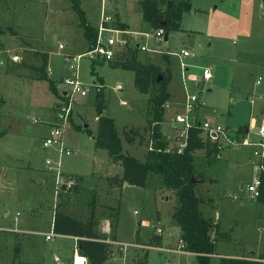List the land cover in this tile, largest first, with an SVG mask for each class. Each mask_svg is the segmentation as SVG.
I'll return each mask as SVG.
<instances>
[{
  "label": "rangeland",
  "instance_id": "rangeland-1",
  "mask_svg": "<svg viewBox=\"0 0 264 264\" xmlns=\"http://www.w3.org/2000/svg\"><path fill=\"white\" fill-rule=\"evenodd\" d=\"M78 1L90 25L98 24L103 1L114 22L119 21L118 16L134 29L142 28L139 0ZM79 23L70 0H0V264H73L74 260L75 264H86V259L76 254L74 238L56 236L45 241V235L52 232L58 204L65 213L83 221L88 220L94 208L103 233L104 224L109 225L108 217L114 214L109 209L118 207L120 242L111 243L107 264H138L145 260L146 253V264H194L195 255L182 251L180 230L172 220L176 191L165 188L158 175L151 176L146 190L111 184V178L122 177L121 164L113 162L105 150L96 148L93 137L98 126L95 95L103 87L101 116L115 120L123 150L141 162L154 161L160 153L153 151L155 155L149 156L153 147L148 120L152 118V100L159 83L141 93L133 72L102 64L105 67L96 66V74L92 75L90 63L81 60V81L90 84L91 89L85 97L75 98L63 137L71 155L61 159L64 177L74 179L73 187L77 189L55 193L53 180L43 181L46 161L58 159L56 147L45 148L43 142L49 128L58 124L61 100L51 93L47 82L37 79L38 68L46 59L48 77L58 79L57 87L64 91L60 78L70 74L62 54L87 51ZM180 23V31L170 32L161 48L189 53L184 60L193 69L183 80L175 58L137 54L140 63L160 68L161 81L163 75H171L170 99L164 105L161 126L168 148L165 152L171 156L178 154L177 133L181 126L173 120L183 111L184 92L204 102L193 115L197 120L236 128H243L252 119L264 121V99H257L253 105L247 99L252 93L256 97L264 93L262 0H193V8L182 15ZM144 29L153 30L146 25L141 30ZM58 44L65 50L60 51ZM14 55L19 60L13 63L10 58ZM201 67L211 70L210 82L194 77ZM97 77L102 78V86ZM259 78L262 82L257 86ZM129 129L137 131L133 144L125 140L124 133ZM239 151L242 150L231 152ZM194 157L195 174L205 178L196 187L197 195L203 199L200 208L209 211L213 220L218 218L217 254L213 256L221 258L225 252L257 259L264 249V205L245 198L247 186L256 177L251 162L247 158L240 167L227 165L223 156L215 158L206 148L194 152ZM78 177L83 180L77 181ZM211 180L214 184H210ZM194 182L198 183V179ZM5 211L9 216H4ZM158 229L163 230L160 236ZM158 236L159 246L155 244Z\"/></svg>",
  "mask_w": 264,
  "mask_h": 264
},
{
  "label": "trees",
  "instance_id": "trees-1",
  "mask_svg": "<svg viewBox=\"0 0 264 264\" xmlns=\"http://www.w3.org/2000/svg\"><path fill=\"white\" fill-rule=\"evenodd\" d=\"M70 1L72 2V7L79 15V26L84 31L88 48L94 47L97 30L86 22L79 1ZM191 1L171 0L158 4L152 0H142L140 3L142 20L148 23L152 29L163 28L167 34L179 32L182 15L192 9ZM115 25L118 28L127 29V26L120 21H116ZM1 32L3 31L0 28ZM138 53L141 54L137 48H129L118 54L113 61H109L107 64L114 68L133 72L135 86L141 93H145L151 85L159 83L157 94L152 100V118L148 120V123L153 147L149 156L153 157L155 155L153 151H158L160 154L157 155L154 161L141 162L135 156L123 150V140L118 134L115 120L111 117L101 116L104 105L101 94L103 87L98 88L95 98L97 100L96 118H98V126L93 136L95 146L105 150L113 162L121 164L123 173L122 177L111 178L110 183L119 187H123L124 183H127L129 186H136L146 190L150 186L151 176L158 175L162 178V184L165 188L176 191L177 206L172 215V220L180 230L183 251H188L195 255L194 264H263L264 249L257 259L246 257L216 258L213 256L217 254V224L214 223L213 217L203 213L202 208H200L203 204V199L197 195L196 187L198 186L197 184H202L205 178L204 175L195 174L194 152L206 148V152L209 155H215V158L219 157L220 154L216 152L214 146L203 141L197 128L189 129L187 146L181 154L178 153L171 156L165 152L167 143L161 134V124L164 121V105L170 99L168 86L171 82V75L169 73L163 75V80L159 82L160 68L137 61ZM92 63V75L96 74V66L106 64L105 62ZM47 67V60L45 59L38 68L39 75L37 79L47 82L51 93L55 97L62 99L63 91L61 92L58 89L57 79L51 80L48 77ZM97 80L102 86L101 77H97ZM240 129L244 130L243 128ZM85 132L88 135H92L91 131L87 129H85ZM136 135L137 131L129 129L128 132L124 133L126 142L133 144ZM195 178L198 179V183L194 182ZM259 179V196L252 199L264 205V172L260 173ZM82 180V177L77 178V181ZM76 189L77 186H74L72 191H76ZM62 208L61 204H58L55 208L52 231L58 235L77 238L76 249H78V254L84 257L88 264H107L110 259L111 243L116 241L117 236L118 207L109 209L114 211L113 217L111 219L108 217L107 219L109 221V234L99 230L94 208H92L87 221L68 215ZM213 232L217 234L216 237L212 236ZM160 242L161 238L158 236L155 244L159 246ZM144 257L145 260L138 264L147 263L148 254L146 253Z\"/></svg>",
  "mask_w": 264,
  "mask_h": 264
},
{
  "label": "built area",
  "instance_id": "built-area-1",
  "mask_svg": "<svg viewBox=\"0 0 264 264\" xmlns=\"http://www.w3.org/2000/svg\"><path fill=\"white\" fill-rule=\"evenodd\" d=\"M158 4L161 2H167L171 0H152ZM113 17L107 14L106 9L102 6L101 16L98 23L97 34L94 42V47L88 48L83 54L67 55L62 54L63 62L67 65L70 76L62 78L64 91L62 93L61 105L58 107V124L49 128L48 135L43 142V147L57 149L58 159L54 162L47 160L45 164L46 172L52 175L53 187L55 193L65 192L73 187L75 180L68 177H64L61 172L62 157H70L71 152L66 148L64 140V130L68 126L69 117L73 110V104L77 95L85 97L91 87L80 79V66L81 60L86 59L88 62H107L113 61L118 54L129 49L137 48L141 53H157L166 54L175 58L180 63L181 77H184L189 72L190 66L185 63V58L189 56L186 50L179 52H172L169 48L162 49V43H167L165 40L166 32L162 29H153L151 32H132L128 29H121L115 25ZM141 39L142 43L139 41ZM59 45V50H65V46ZM11 61L17 62L19 60L18 55H14ZM1 60V59H0ZM197 79L202 78L204 82H210L213 79L212 72L207 67H201L199 74L194 75ZM262 78L256 81L257 85H260ZM117 90L121 91L122 87L117 86ZM260 96L257 99H264V93L258 94ZM256 101V98L249 99L251 105ZM204 106V102L200 101L195 95H187L185 92V103L183 111L180 114L175 115L173 122L176 125L181 126L178 129V149L177 153L181 154L187 146L188 131L192 128H197L201 134L204 142H207L215 147L216 152L219 154L227 149H250L253 159V167L257 173V177L247 186L248 193L251 198H257L259 196V175L264 172V123H256L244 128H234L222 124H216L210 120L202 119L196 120L193 116L198 112V109ZM38 120H35L37 122ZM258 124V125H257ZM165 149V151H167ZM52 231V230H51ZM157 234L160 236L163 234L162 229L157 230ZM56 234L52 231L45 235V240H52ZM182 246V244H181ZM183 249V247H182ZM183 251V250H182ZM184 252V251H183ZM86 261V260H85ZM75 264V260L74 263Z\"/></svg>",
  "mask_w": 264,
  "mask_h": 264
},
{
  "label": "crops",
  "instance_id": "crops-1",
  "mask_svg": "<svg viewBox=\"0 0 264 264\" xmlns=\"http://www.w3.org/2000/svg\"><path fill=\"white\" fill-rule=\"evenodd\" d=\"M102 1V0H101ZM103 2V1H102ZM102 2H101V5H100V7H101V10H102V6H104L103 4H102ZM142 2V0H139V7L141 8V6H140V3ZM262 2L264 3V0H262ZM80 4V3H79ZM191 4H192V8H193V0L191 1ZM106 9V8H105ZM82 10H83V12H84V16H85V20L86 21H88L87 20V13L85 12V10L82 8ZM116 18L122 23V24H124V25H126L127 26V29L128 30H130V31H132V32H144L146 29H144V30H141V29H143V25H146L147 27H149L150 25L148 24V23H146L145 21H143L142 20V8H141V24H142V28L141 29H134L132 26H130V25H128L127 24V22L125 21H122L121 20V18H119L118 16H116ZM115 22H116V20H115ZM89 23V22H88ZM98 23H99V21H98ZM90 25V24H89ZM65 26V25H64ZM92 27H94L96 30H97V28H98V24H96V25H91ZM67 26H65V28H66ZM66 30H69V29H66ZM83 36H84V31H83ZM84 38H85V36H84ZM167 39H168V36H167ZM86 40V39H85ZM86 44H87V42H86ZM87 50H88V44H87ZM184 50V49H183ZM71 55H77V54H73V53H70ZM170 57V56H169ZM191 57V56H190ZM171 58H173V57H171ZM188 58H189V56H188ZM88 63H90V62H88ZM90 65L92 66V64L90 63ZM81 67H82V65L80 66V79H81ZM97 67H100V68H104L105 67V65H99V66H97ZM193 68L190 66V70H189V72L188 73H190L191 72V70H192ZM199 74V69H198V73H197V75ZM65 77V76H64ZM64 77H61L60 78V80H62V78H64ZM180 77H181V73H180ZM102 79V78H101ZM181 79L183 80V77H181ZM260 79V78H259ZM259 79H257V80H259ZM58 80V79H57ZM262 82V81H261ZM94 83H95V81H94ZM255 85H257L256 83H255ZM260 85H261V83H260ZM257 86H259V85H257ZM183 89H184V87H183ZM184 92V91H183ZM95 97H96V95H95ZM184 97H185V92H184ZM256 96L252 93V94H250V95H248V97H247V99H251V98H255ZM256 100H257V97H256ZM249 101V100H248ZM165 113V112H164ZM164 116V115H163ZM253 122H256V123H258V121H255L254 119H252L251 121H249L247 124H245V126H243V129L244 128H246L247 126H251L252 124H253ZM260 123H264V121L263 122H260ZM163 124V123H162ZM162 124H161V126H162ZM234 128H236V127H234ZM239 128H241V127H239ZM238 128V129H239ZM242 151H239V152H235V153H233V152H231L232 151V149H228V150H226V151H224V152H222L220 155H219V157L221 158L222 156L224 157V160L227 162V165H231V164H235L236 166H238V167H240L242 164H243V160L244 159H247L248 161H250L251 162V166H252V169L254 170V167H253V160L251 159V155H252V153L250 152V149H241ZM61 172H62V174L63 175H65L64 174V172L62 171V167H61ZM254 172H256L255 170H254ZM45 173H46V176L44 177V182L45 183H48L49 182V180H50V178L53 180V178H52V175H50V174H48L47 172H46V170H45ZM69 176V175H68ZM256 177H257V173H256ZM256 177H254V179L256 178ZM253 179V180H254ZM252 180V181H253ZM251 181V182H252ZM214 182L215 181H213V180H211V182H210V184H214ZM242 187V186H241ZM245 198H247L248 200H251V201H255V200H253L251 197H250V195H247ZM202 210V212L203 213H205L206 215H208V213H209V211H207V210H203V209H201ZM5 213V217H7V216H9V213L7 212V211H5L4 212ZM209 216V215H208ZM217 221H218V218L217 217H215V219H214V223L216 224L217 223ZM220 221H221V217H220V219H219V223H218V226L220 225ZM52 224H53V219H52V223H51V230H52ZM118 228V227H117ZM103 229H104V233L105 234H109L110 233V229H109V225H107V223L106 224H104V226H103ZM15 230V229H14ZM14 230H12V232H14ZM26 230H23L22 232H25ZM14 233H17V232H14ZM117 233H118V230H117ZM56 236H62V235H58V234H56ZM56 236L54 237V238H56ZM72 238V237H71ZM74 240L76 241L77 240V238H74ZM116 240L118 241V242H120L119 240H118V234H117V236H116ZM46 241V240H45ZM263 245H264V241H263V243H262ZM264 247V246H263ZM262 250H263V248H262ZM261 250V251H262ZM75 251H76V254H78V249H76V243H75ZM20 254V253H19ZM75 254V255H76ZM252 254H254V253H252ZM228 256H230V257H235L236 255H234V254H231V253H222V254H220V257L221 258H224V257H228ZM78 257H82V256H78ZM259 257V255H257L256 256V258H258ZM83 259H85L84 257H83ZM86 264H88V261L86 260V262H85ZM27 264H31V263H27ZM41 264V263H40ZM263 264H264V261H263Z\"/></svg>",
  "mask_w": 264,
  "mask_h": 264
},
{
  "label": "water",
  "instance_id": "water-1",
  "mask_svg": "<svg viewBox=\"0 0 264 264\" xmlns=\"http://www.w3.org/2000/svg\"><path fill=\"white\" fill-rule=\"evenodd\" d=\"M167 36H168V34L166 33V35H165V40H167ZM159 82L161 81V77H159ZM124 186H126V187H129V185L127 184V183H124Z\"/></svg>",
  "mask_w": 264,
  "mask_h": 264
}]
</instances>
